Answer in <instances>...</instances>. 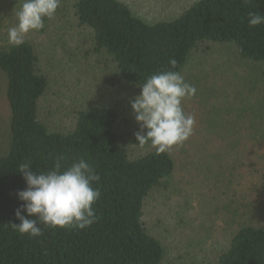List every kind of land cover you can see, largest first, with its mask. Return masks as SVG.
<instances>
[{
	"label": "trees",
	"instance_id": "1",
	"mask_svg": "<svg viewBox=\"0 0 264 264\" xmlns=\"http://www.w3.org/2000/svg\"><path fill=\"white\" fill-rule=\"evenodd\" d=\"M250 11L264 14V0H194L170 18L153 21L121 0L74 3L77 23L91 35L89 54L108 58L118 79L139 94L140 84L158 71L182 74L199 47L208 51L226 46L242 60L264 66V24L250 28ZM172 58L177 60L175 69L168 63ZM43 59L30 38L19 47L0 44L3 99L9 108L8 149L0 155V264H165L166 245L150 232L145 215L149 197L169 187L174 159L154 148L132 157L121 133L128 120L113 103H84L65 132L52 129L41 113L51 85ZM259 92L248 96L234 119L226 120L228 115L222 122L228 140L235 137L234 143L241 144L240 133L246 130L247 139L263 150L264 92ZM135 129L132 143L138 147L139 126ZM57 156L64 158L65 167L83 158L101 176L93 184L101 192L93 205L98 220L86 229L40 225V237L21 235L10 225L20 223L15 212L23 202L17 194L27 188L18 165L28 161L34 172L47 170ZM254 205L243 203L232 213L234 228L212 255L172 264H264V225Z\"/></svg>",
	"mask_w": 264,
	"mask_h": 264
},
{
	"label": "rangeland",
	"instance_id": "2",
	"mask_svg": "<svg viewBox=\"0 0 264 264\" xmlns=\"http://www.w3.org/2000/svg\"><path fill=\"white\" fill-rule=\"evenodd\" d=\"M146 20L167 19L194 0H121ZM75 0H60L54 19L26 38L43 52L44 68L51 85L42 104V118L54 130L65 132L77 107L84 103H113L128 124L123 125V143L132 157L140 150L131 134L139 126L130 101L139 93L116 76L108 58L93 53L91 35L74 16ZM20 0H0V44L8 43V30L15 26ZM109 61V64L106 63ZM197 89L183 103L195 124L190 138L168 152L175 170L167 189L149 197L145 221L149 230L162 237L167 248L165 264L203 258L222 245L232 232V213L243 203H254L264 225V149L254 147L246 130L241 144L227 139L222 122L240 112L248 96L264 92V66L242 60L229 47L197 48L182 72ZM0 76V155L8 149L9 108L4 102ZM245 95V96H244ZM218 123V125L215 123ZM241 127V126H239ZM219 136V137H218ZM264 148V147H263ZM251 209V210H252ZM254 210V209H253ZM247 209H245V212Z\"/></svg>",
	"mask_w": 264,
	"mask_h": 264
},
{
	"label": "clouds",
	"instance_id": "3",
	"mask_svg": "<svg viewBox=\"0 0 264 264\" xmlns=\"http://www.w3.org/2000/svg\"><path fill=\"white\" fill-rule=\"evenodd\" d=\"M60 0H20L15 10L17 23L8 30V44L19 47L32 31L45 27V19H54ZM264 24V14L248 13L250 28ZM172 69L177 60L168 61ZM141 92L130 101L135 119L139 124L136 140L141 149L150 142L156 153H168L174 147L182 146L192 135L195 118L184 110L185 100L193 98L197 89L185 80L179 71L170 69L150 75L140 84ZM64 158L57 156L52 168L31 170L32 162L18 165L27 188L18 192L23 202L15 212L20 223L11 227L21 235L36 238L43 235L44 228L86 229L97 222L98 216L93 205L101 192L93 184L101 176L83 158L74 160L66 167ZM27 213V218L22 213Z\"/></svg>",
	"mask_w": 264,
	"mask_h": 264
}]
</instances>
